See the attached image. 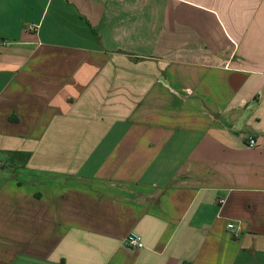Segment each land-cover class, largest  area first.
Masks as SVG:
<instances>
[{
    "label": "crops",
    "instance_id": "crops-1",
    "mask_svg": "<svg viewBox=\"0 0 264 264\" xmlns=\"http://www.w3.org/2000/svg\"><path fill=\"white\" fill-rule=\"evenodd\" d=\"M0 264H264V0H0Z\"/></svg>",
    "mask_w": 264,
    "mask_h": 264
},
{
    "label": "built area",
    "instance_id": "built-area-1",
    "mask_svg": "<svg viewBox=\"0 0 264 264\" xmlns=\"http://www.w3.org/2000/svg\"><path fill=\"white\" fill-rule=\"evenodd\" d=\"M247 144L250 147H254L257 144V140L255 138L251 137V138H249ZM220 202H224V200H220ZM227 229L236 238L237 237H240V235L242 233L241 225L236 220L230 221L227 224ZM127 245H128V247L133 248V249H140V248H143L144 247V243H143L142 237L140 235H138V234H131L128 237Z\"/></svg>",
    "mask_w": 264,
    "mask_h": 264
},
{
    "label": "trees",
    "instance_id": "trees-1",
    "mask_svg": "<svg viewBox=\"0 0 264 264\" xmlns=\"http://www.w3.org/2000/svg\"><path fill=\"white\" fill-rule=\"evenodd\" d=\"M17 155H19L20 157L24 158V160L26 161L30 154L29 153H17Z\"/></svg>",
    "mask_w": 264,
    "mask_h": 264
}]
</instances>
